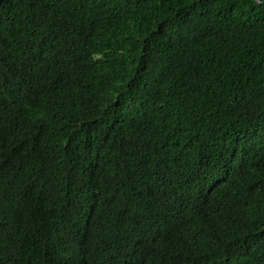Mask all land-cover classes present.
Listing matches in <instances>:
<instances>
[{"label": "trees", "instance_id": "obj_1", "mask_svg": "<svg viewBox=\"0 0 264 264\" xmlns=\"http://www.w3.org/2000/svg\"><path fill=\"white\" fill-rule=\"evenodd\" d=\"M133 225L146 264H264V0H0V264Z\"/></svg>", "mask_w": 264, "mask_h": 264}, {"label": "clouds", "instance_id": "obj_2", "mask_svg": "<svg viewBox=\"0 0 264 264\" xmlns=\"http://www.w3.org/2000/svg\"><path fill=\"white\" fill-rule=\"evenodd\" d=\"M131 228L132 232L129 236L128 242L131 247L123 253V257L117 259L113 254L105 256L102 260L98 261V264H146L147 258L150 260L149 253L146 251V235L142 233L139 227L127 226L125 229ZM10 242L13 244H23L18 241L16 235H10ZM139 243V244H138ZM138 244V245H137ZM10 248L14 251V254L9 258H17L18 256L24 254L23 251L17 252L11 245ZM8 259V258H7ZM3 260V259H0ZM5 260V259H4Z\"/></svg>", "mask_w": 264, "mask_h": 264}]
</instances>
